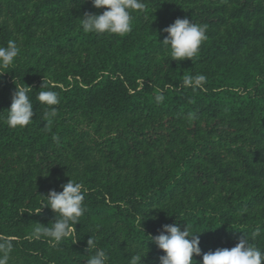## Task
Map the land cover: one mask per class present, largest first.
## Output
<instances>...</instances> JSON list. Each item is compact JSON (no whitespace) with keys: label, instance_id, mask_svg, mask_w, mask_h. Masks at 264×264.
Returning a JSON list of instances; mask_svg holds the SVG:
<instances>
[{"label":"trees","instance_id":"obj_1","mask_svg":"<svg viewBox=\"0 0 264 264\" xmlns=\"http://www.w3.org/2000/svg\"><path fill=\"white\" fill-rule=\"evenodd\" d=\"M144 3L119 36L83 32L81 16L103 11L91 0H0V46L21 48L14 67L0 69V237L13 240L9 264H86L89 236L109 264H129L136 252L158 264L163 252L148 235L175 222L201 232L202 252L245 234L264 249V0ZM185 17L207 25L208 39L192 60H172L162 29ZM185 75L206 79L185 87ZM15 82L33 88L24 128L5 119ZM49 89L60 103L46 129L47 106L35 97ZM70 178L87 190V210L75 239L53 247L31 233L55 213L36 212L41 194Z\"/></svg>","mask_w":264,"mask_h":264},{"label":"clouds","instance_id":"obj_2","mask_svg":"<svg viewBox=\"0 0 264 264\" xmlns=\"http://www.w3.org/2000/svg\"><path fill=\"white\" fill-rule=\"evenodd\" d=\"M96 9H103L98 13L85 12L81 17V27L85 33L96 34H116L124 36L132 31V12H144L146 4L144 0H91ZM207 25L196 24L187 17L176 18L175 21L162 29L164 33L161 46L169 50L172 60L181 61L192 60L200 50L201 45L207 41ZM21 53V48L16 40H9L6 46H0V69L14 67L16 59ZM7 71H0V74ZM205 76L185 75L183 85L185 87H199L205 81ZM16 88L12 93L11 104L7 109L6 123L10 128H24L32 123L34 116L32 102V87L19 85L15 82ZM47 87V86H45ZM35 99L47 106L43 120L46 121V129L50 128L53 118L57 115L55 105L60 103L56 92L52 90L40 91ZM165 96L160 93L155 97L157 104H160ZM198 117L195 113H189V121H194ZM53 140H59L53 136ZM62 190L50 189L47 194H41L44 199L40 203L39 213L43 208L48 207L55 213V220L51 226H46L37 222L31 236L35 239L48 238L55 247L62 241L75 239L77 223L86 212L84 204L87 190L82 183L69 179L67 183L61 185ZM149 211V208L145 213ZM247 209L241 210V215ZM144 213V215H145ZM143 221V220H142ZM141 221V227H142ZM143 229V227H142ZM144 231V229H143ZM145 233V232H144ZM192 232L188 224L181 228L179 222L163 224L156 235H148V241L153 242L156 247L162 250L158 264H262L264 262V249L257 247L253 242H249L248 235L238 238L235 246L217 247L215 250L202 252L200 247V237ZM260 234V228L253 232L252 241ZM147 241V242H148ZM88 252L94 254L88 256L86 264H109V254L96 246L94 237L89 236L87 240ZM14 249L12 239L0 237V264H9L11 254ZM148 252V251H147ZM146 254L136 252L130 254L129 264H145ZM201 257V260L194 259Z\"/></svg>","mask_w":264,"mask_h":264}]
</instances>
